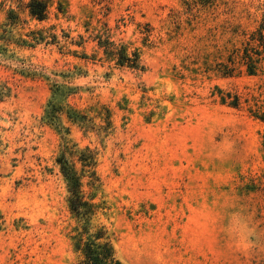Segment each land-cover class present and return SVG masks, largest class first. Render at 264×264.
I'll return each instance as SVG.
<instances>
[{"label": "rangeland", "instance_id": "1", "mask_svg": "<svg viewBox=\"0 0 264 264\" xmlns=\"http://www.w3.org/2000/svg\"><path fill=\"white\" fill-rule=\"evenodd\" d=\"M29 1L0 0V264L83 259L61 158L123 264H264V0Z\"/></svg>", "mask_w": 264, "mask_h": 264}, {"label": "trees", "instance_id": "2", "mask_svg": "<svg viewBox=\"0 0 264 264\" xmlns=\"http://www.w3.org/2000/svg\"><path fill=\"white\" fill-rule=\"evenodd\" d=\"M33 17L44 20L48 13V1L31 0L27 4ZM105 52L109 58L117 60V64L127 66L132 69H142L139 65V55L132 53L127 55L124 48H118L114 43H107ZM264 53V16L257 30L250 36V41L244 47L241 56L242 63L246 67L249 74H255ZM233 64L234 61H231ZM234 66L225 65L222 69L224 75H233ZM225 100V99H223ZM230 105L238 106V97L234 96V100L229 102ZM264 121V114L259 116ZM78 160L84 168L94 166L96 164V152L86 147L78 152ZM61 164V171L67 180L68 191L70 193L68 204L70 212L76 220V225L72 234V246L76 253L83 255V259L79 264H123L115 255V251L111 242L108 229L102 225H94L91 220L100 208L99 204L94 201L95 196L92 193H85L82 178L85 173L79 174L75 167L68 163L64 158L58 159ZM88 172L89 183L93 184L97 180L95 171L84 169Z\"/></svg>", "mask_w": 264, "mask_h": 264}]
</instances>
